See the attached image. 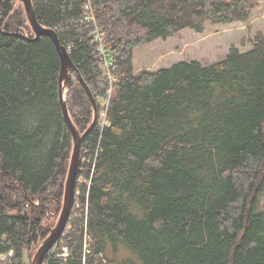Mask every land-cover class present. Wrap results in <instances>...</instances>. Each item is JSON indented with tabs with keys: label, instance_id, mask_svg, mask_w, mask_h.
<instances>
[{
	"label": "trees",
	"instance_id": "obj_1",
	"mask_svg": "<svg viewBox=\"0 0 264 264\" xmlns=\"http://www.w3.org/2000/svg\"><path fill=\"white\" fill-rule=\"evenodd\" d=\"M260 1L92 0L107 74L83 0H32L97 112L80 150L75 204L43 264H264V36L207 66L134 73L132 58L185 29L246 22ZM27 22L19 0H0V264H25L49 234L43 216L62 203L73 150L59 54ZM68 86L67 112L82 135L93 107L72 72ZM121 246L133 262L119 257Z\"/></svg>",
	"mask_w": 264,
	"mask_h": 264
},
{
	"label": "rangeland",
	"instance_id": "obj_2",
	"mask_svg": "<svg viewBox=\"0 0 264 264\" xmlns=\"http://www.w3.org/2000/svg\"><path fill=\"white\" fill-rule=\"evenodd\" d=\"M255 34L264 36V0L260 1L246 22L225 26L207 24L200 34L185 29L167 40H156L134 49L133 71L134 73L141 70L155 72L182 61H198L202 66H207L225 59L232 46L238 48L240 53L252 50ZM78 182L82 183L84 180ZM61 205V202L58 205L51 204L43 216L42 225L47 230L57 224ZM260 208L264 210V194L261 197ZM37 248L26 255L25 264H29ZM120 248L119 257L130 258L133 262L134 258L128 253L129 251L123 246ZM119 257L117 256L118 259ZM0 259L5 260L4 257Z\"/></svg>",
	"mask_w": 264,
	"mask_h": 264
},
{
	"label": "water",
	"instance_id": "obj_3",
	"mask_svg": "<svg viewBox=\"0 0 264 264\" xmlns=\"http://www.w3.org/2000/svg\"><path fill=\"white\" fill-rule=\"evenodd\" d=\"M23 6V10L26 15L27 23H29L33 35L35 39H38L42 35L49 37L53 44L54 48H56L57 53L59 54L60 60V72L59 74V89H58V100L60 104V113L65 121V125L68 127V130L71 134V138L73 139V150L70 158V163L67 176H65V184H64V194L62 199V205L59 210V215L57 224L55 227L51 228L47 237L40 242L39 247L37 248L36 253L32 256L30 260V264H43L45 256L52 250V248L56 245V242L61 238L64 233V229L66 228L69 215L71 214V210L73 207V203L75 200L76 194V182H77V175L79 170V162H80V153L81 147L84 141V137L88 134V132L92 129L95 125L97 120V112L96 110V102L94 98H92V93L89 87L86 85L84 80L82 79L80 73H78V69L74 66L71 60H69V54L65 47L59 42L57 34H55L54 30L47 29L43 27L39 22H37V18L35 16V12L32 5V0H19ZM72 72L77 76L78 81L80 82L81 86L84 88L88 98L91 101V105L94 111V118L91 125L89 126L88 130L80 135L75 126L72 124L73 121L69 115L67 104H66V97L68 93V85H69V73ZM23 219H28L27 212H23L21 214Z\"/></svg>",
	"mask_w": 264,
	"mask_h": 264
},
{
	"label": "built area",
	"instance_id": "obj_4",
	"mask_svg": "<svg viewBox=\"0 0 264 264\" xmlns=\"http://www.w3.org/2000/svg\"><path fill=\"white\" fill-rule=\"evenodd\" d=\"M83 4H84V10H85V13H86V18L85 20L87 22H91L93 24V30L91 32V35L93 36L94 38V41L97 43L96 46H97V51L99 52V59H101L102 61V64H103V67H104V72H106L107 74L109 73V66H110V62H109V58H108V49L105 48V46H103L104 44V36H103V33L101 32L102 29H100L97 24H96V20H94L95 16L93 14V7H92V0H83ZM108 58V59H107ZM111 81V79H110ZM105 116H106V111L103 110L100 114V124L103 126V125H106V120H105ZM38 203V201H35L34 202V205H36ZM27 207V205H26ZM85 240H86V236H85ZM86 247V245H85ZM63 254L59 255V256H62L64 257L65 256V249L63 250Z\"/></svg>",
	"mask_w": 264,
	"mask_h": 264
},
{
	"label": "crops",
	"instance_id": "obj_5",
	"mask_svg": "<svg viewBox=\"0 0 264 264\" xmlns=\"http://www.w3.org/2000/svg\"><path fill=\"white\" fill-rule=\"evenodd\" d=\"M38 201V200H37ZM25 212V211H24ZM30 264V263H29Z\"/></svg>",
	"mask_w": 264,
	"mask_h": 264
}]
</instances>
